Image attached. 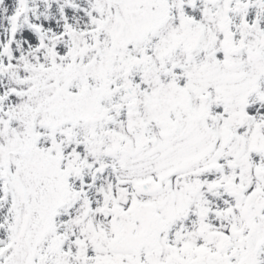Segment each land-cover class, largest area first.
Returning <instances> with one entry per match:
<instances>
[{
	"label": "snow or ice",
	"instance_id": "6c2138e0",
	"mask_svg": "<svg viewBox=\"0 0 264 264\" xmlns=\"http://www.w3.org/2000/svg\"><path fill=\"white\" fill-rule=\"evenodd\" d=\"M0 264H264V0H0Z\"/></svg>",
	"mask_w": 264,
	"mask_h": 264
}]
</instances>
